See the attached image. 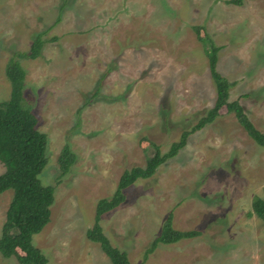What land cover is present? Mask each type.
I'll list each match as a JSON object with an SVG mask.
<instances>
[{"label": "rangeland", "instance_id": "rangeland-1", "mask_svg": "<svg viewBox=\"0 0 264 264\" xmlns=\"http://www.w3.org/2000/svg\"><path fill=\"white\" fill-rule=\"evenodd\" d=\"M195 25L220 46L229 99L264 132V0H0V101L10 96L14 56L25 70L23 103L48 139L39 177L55 197L32 237L48 264H111L86 237L98 200L126 169L145 165L150 140L166 152L213 105ZM38 33L40 56H16ZM65 143L75 160L59 178ZM12 195L0 193V234ZM125 195L101 225L130 264H264V220L250 214L253 197L264 199V146L225 108ZM170 212L174 228L200 234L146 253ZM0 264L20 263L0 253Z\"/></svg>", "mask_w": 264, "mask_h": 264}, {"label": "trees", "instance_id": "trees-1", "mask_svg": "<svg viewBox=\"0 0 264 264\" xmlns=\"http://www.w3.org/2000/svg\"><path fill=\"white\" fill-rule=\"evenodd\" d=\"M245 0H227L235 5ZM208 57V66L215 83L216 97L213 105L190 128L181 132L180 138L174 141L166 152L160 146L149 141L153 152L146 157L143 166H133L121 175L117 188L112 196L98 200L95 208L94 222L86 230V237L100 245L109 257L111 264H130L125 250L114 246L104 233L101 225L102 215L119 206L126 198L125 189L141 178L151 177L157 168L167 159L175 156L188 142L189 136L197 130L212 123L223 108L234 113L238 123L247 134L259 145L264 146V132L256 127L250 119L245 107L238 100H230V88L233 85L218 70V52L220 46L203 31L204 26L195 25ZM204 32V33H203ZM42 33L36 34L27 51H20L16 56L36 58L40 56L44 38ZM6 76L10 81V96L0 101V162L4 170L0 173V193L7 189L13 195L6 210L0 234V253L4 257L16 256L20 264H48L45 254L32 241L34 234L40 232L49 222L54 201L55 190L51 184H43L39 174L47 163V135L37 128V116L27 107L24 101L25 70L18 59L12 56L6 65ZM75 160V153L65 143L58 156L60 168L59 178L67 175ZM264 220V199L255 195L252 200V212ZM170 212L160 233L152 240L146 253L153 251L160 243L168 244L181 239L195 237L199 230L176 229L172 223Z\"/></svg>", "mask_w": 264, "mask_h": 264}]
</instances>
